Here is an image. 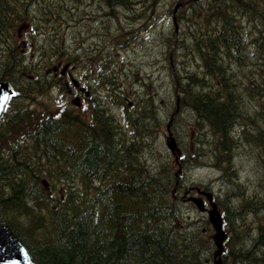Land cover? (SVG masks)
<instances>
[{
	"label": "trees",
	"instance_id": "trees-1",
	"mask_svg": "<svg viewBox=\"0 0 264 264\" xmlns=\"http://www.w3.org/2000/svg\"><path fill=\"white\" fill-rule=\"evenodd\" d=\"M62 1L0 0V80L12 88L0 126L16 132L0 134V224L8 226L34 264H213L210 226L183 202V177L175 176L174 163L162 162L149 173L131 156L132 139L125 136L134 131V141L145 136L153 141L162 112L172 130L174 118L185 112L193 122V159L213 155L218 173L225 174L215 195L227 232L224 262L264 264V0H93L102 30L81 26L98 36L105 35L106 19L116 21L113 34L108 30L109 48L116 51L133 41L151 12L170 19L155 35L163 44L159 65L167 71L169 102L142 77L125 87L115 76V52L96 46L99 52L75 63L81 67L74 76L85 79L90 91L87 109L32 118L33 93L64 77L39 88L37 80H47L52 66L78 57L65 46L69 32L54 25L66 14L52 13ZM26 25L34 33L19 38ZM248 26L255 28L248 32ZM186 54L175 66L173 61ZM131 89L138 106L128 108ZM244 92L249 99L242 106ZM258 93L259 101L254 100ZM109 107L120 108L123 120ZM240 146L260 164L254 178L241 180L232 171ZM36 151L43 165L35 160ZM66 167L72 176H66Z\"/></svg>",
	"mask_w": 264,
	"mask_h": 264
},
{
	"label": "rangeland",
	"instance_id": "rangeland-1",
	"mask_svg": "<svg viewBox=\"0 0 264 264\" xmlns=\"http://www.w3.org/2000/svg\"><path fill=\"white\" fill-rule=\"evenodd\" d=\"M93 4H94L93 0L92 1L65 0L56 4L54 6V10H52V13H58V12H64V14L66 13L65 15L59 17L57 19V22L54 23V25H59L61 32H64V29L69 32L68 35L69 39L66 41L65 46L68 52L74 54L72 57L76 58V56H78L75 62L79 61L81 63L82 59L84 60L86 59L84 58L85 55H93V53L99 52V50H101L102 47L104 48L106 46V48H109V46L111 45V41L109 39L111 35L109 34L110 33L113 34V29L119 27V24L116 21H110L109 19H106L105 26H107L108 28L104 29L105 35L99 34L98 36H96L94 34V31L88 30L86 27L84 29V27H82L81 25H84V23H86L87 26H91L90 29H95V31H97L96 29L102 30V24L100 21L101 15L98 14L97 11L99 10L98 9L99 5L97 3V7H93L94 6ZM83 9L85 10L84 12L82 11ZM76 19L79 21H77ZM65 21H67V23H65ZM169 23H170V19L169 20L165 19L162 12H158L157 14L151 12L149 19L140 22V25L145 28L140 27L134 33L135 35L133 41L132 39L129 40L127 39L125 43L126 45L125 47L120 48L118 51H116V48H109L107 53L111 55L115 52L113 57L114 62L112 63L116 65V67H118V72L115 73V76L118 79L119 77L122 76L119 80H121L122 83L126 84L125 85L126 87L129 84L128 80L124 81L126 75H128V77H132L140 73L143 75L150 73L148 76L151 82V89L152 90L158 89L162 91V97L164 98L167 97L166 104L169 102L168 95L166 92H164V86L167 82L166 80L167 71L165 70V68H163V63L161 68H156L155 64L156 63L161 64V60H163L164 58L163 44L161 48L158 44L160 42L158 36H160V34L162 33L164 26H167ZM243 28H245V26ZM253 28L248 26L247 31L252 32L254 30ZM108 30L110 33H108ZM33 33L34 31L32 29L31 32L24 31L23 33H21L20 37L21 36L29 37L30 36L29 34H33ZM92 34H94L95 36ZM147 34L148 35L151 34L152 37L148 36ZM156 34H158V36L155 38ZM96 46L99 47L98 51H96L97 50ZM186 56L187 54L180 57V59L173 61L174 65L180 66L185 60ZM101 62H99V64ZM73 71L78 72V67L73 69ZM70 92H71L70 88L66 86V87H61V89L56 88L54 90H51L50 92L45 91L42 93L41 96H35L28 104V107L29 108L32 107V109L34 110L32 118H40L42 117V113L50 112L52 114V111L58 109L64 103L70 104L72 99H74L73 93L76 91L74 90L72 93ZM133 92H135L133 91V89L132 91H128L127 95L129 98L133 94H135ZM61 94L65 96L63 100L61 99ZM254 97H255L254 100L259 101V99L263 96L258 93V95L256 94L254 95ZM248 99H249L248 95L244 92V99L242 106L246 104L245 102H247ZM109 112L112 115L119 114V110L116 107H110ZM161 116L162 118H164L163 120L165 121V116L163 117V112ZM186 116L183 113L180 114V116H178L174 120L175 130L173 131L172 134L175 137V146L173 148V153L178 157L185 155L187 158V156H189L191 160L194 161L195 159H193V156L195 154V149L192 147L193 132L189 128V126L192 125L193 122L188 116L187 117ZM19 129H21L20 126ZM1 130H3L2 133ZM21 130L25 131V127H22ZM164 130H165L164 126L162 125V127L156 131L155 138L153 139V141H149L146 139L145 140L146 143H144V148L141 149L140 152H137L136 154L133 153V155L131 153V156L133 158L135 156L137 157L139 156L140 158H142L145 165L152 167V169H150V173L153 171V169H157V165L158 168H160L162 162L174 160L173 158L174 156H172L173 154L167 152L166 149L168 139H165L164 142L162 141L163 144L154 141L157 140L158 136L162 138L164 134ZM0 134L3 135L4 137H9L11 134H12L11 136H16V132L14 130L9 129L6 124L0 126ZM125 136H130V133L125 134ZM248 151L251 150L244 148L243 146H240L239 149L234 151V154L239 153L240 156L238 154H235L231 160L232 170L234 171L236 178H240L241 180H247L250 177L254 178L256 174H258L256 169L260 165L259 162L258 163L257 161L251 162L248 157L242 155V154H247ZM199 152L201 151H198V153ZM38 156H35V160H39L41 164L45 163V161L41 162V158L40 156L39 158H37ZM244 157L246 159H244ZM212 165L213 164H211L207 170L204 171L200 170L197 173H195L193 175V180H189L187 182V185L192 187L200 186L203 184L206 185L211 182V179L218 178L220 174L218 173L217 169ZM174 166H175L174 168H177L175 164ZM190 166H192V162H188L184 167L180 166V169H177L178 176L182 177L184 175V171ZM184 188L186 187H183V189ZM212 188L214 190H220V187L216 185H213ZM210 235L211 233L208 234L207 237H210Z\"/></svg>",
	"mask_w": 264,
	"mask_h": 264
},
{
	"label": "water",
	"instance_id": "water-1",
	"mask_svg": "<svg viewBox=\"0 0 264 264\" xmlns=\"http://www.w3.org/2000/svg\"><path fill=\"white\" fill-rule=\"evenodd\" d=\"M9 92L7 83L0 81V115L7 101ZM168 147L172 149V145H168ZM206 195L210 200V196L208 194ZM188 200L193 202L198 209L203 210L204 207L199 198L190 197ZM207 215L208 221L214 231L211 236L215 245V250L213 252L214 264H225L221 259V253L226 234L222 229L221 215L216 210V205L214 203H211V208L207 210ZM0 264H34L22 244L15 238L10 229L3 224H0Z\"/></svg>",
	"mask_w": 264,
	"mask_h": 264
},
{
	"label": "bare ground",
	"instance_id": "bare-ground-1",
	"mask_svg": "<svg viewBox=\"0 0 264 264\" xmlns=\"http://www.w3.org/2000/svg\"><path fill=\"white\" fill-rule=\"evenodd\" d=\"M52 4H53V3H52ZM62 5H63V4H62ZM18 9H19V8H18ZM193 10H194V9H193ZM21 14H22V13H21ZM257 15H258V14H257ZM260 16H262V14H261ZM256 24H257V23H256ZM70 26H71V25H70ZM239 27H240V26H239ZM183 28H184V27H183ZM254 28H255V27H254ZM190 29H191V28H190ZM191 31H192V30H191ZM233 32H234V31H233ZM160 33H161V32H160ZM60 35H61V34H60ZM147 35H148V34H147ZM233 35H234V34H233ZM200 36H201V35H200ZM232 38H233V37H232ZM243 39H244V38H243ZM201 40H202V39H201ZM210 41H211V40H210ZM246 41H247V40H246ZM186 44H187V43H186ZM198 44H199V43H198ZM8 45H9V44H8ZM252 45H253V44H252ZM35 47H36V46H35ZM45 47H46V46H45ZM207 48H208V47H207ZM60 49H61V48H60ZM232 49H233V48H232ZM69 51H70V50H69ZM206 52H207V51H206ZM214 52H215V51H214ZM234 53H235V52H234ZM179 54H180V53H179ZM147 55H148V54H147ZM250 55H251V54H250ZM43 56H44V55H43ZM233 57H234V56H233ZM46 58H47V57H46ZM72 58H73V57H72ZM227 62H228V61H227ZM178 63H179V62H178ZM178 63H177V64H178ZM179 64H180V63H179ZM222 64H223V63H222ZM257 64H258V63H257ZM127 65H128V64H127ZM127 65H126V66H127ZM244 68H245V67H244ZM127 71H128V70H127ZM259 71H260V70H259ZM23 78H24V77H23ZM262 78H263V77H262ZM16 79H17V78H16ZM54 82H55V81H54ZM194 86H195V85H194ZM29 87H30V86H29ZM231 88H232V87H231ZM224 90H225V89H224ZM113 94H114V93H113ZM257 95H258V94H257ZM261 95H262V94H261ZM261 98H262V97H261ZM219 100H220V99H219ZM89 105H90V104H89ZM19 110H20V109H19ZM189 111H190V110H189ZM171 112H172V111H171ZM181 112H182V111H181ZM183 112H184V111H183ZM193 112H194V111H193ZM175 113H176V112H175ZM179 113H180V112H179ZM184 113H185V112H184ZM136 114H137V113H136ZM144 115H145V114H144ZM166 115H167V114H166ZM170 115H171V114H170ZM177 115H178V114H177ZM177 115H176V116H177ZM184 115L186 116V114H184ZM252 116H253V115H252ZM103 117H104V116H103ZM168 117H169V116H168ZM177 117H178V116H177ZM186 117H187V116H186ZM241 117H242V116H241ZM166 118H167V117H166ZM54 119H55V118H54ZM174 120H175V118H174ZM174 120H173V121H174ZM260 120H261V119H260ZM147 121H148V120H147ZM166 121H167V120H166ZM237 121H238V120H237ZM261 124H262V123H261ZM208 126H209V125H208ZM229 128H230V127H229ZM239 131H240V130H239ZM54 132H55V131H54ZM133 133H134V131L131 132L130 135L132 136ZM203 133H204V132H203ZM234 134H235V133H234ZM247 134H248V133H247ZM235 135H236V134H235ZM52 136H53V135H52ZM240 136H241V135H240ZM255 136H256V135H255ZM126 137L128 138L129 136H126ZM132 137H133V136H132ZM238 139H239V138H238ZM132 140H133V139H132ZM235 140H236V139H235ZM197 141H198V140H197ZM96 142H97V141H96ZM235 142H236V141H235ZM241 142H242V141L239 139L238 145H239ZM251 142H252V141H251ZM122 143H123V142H122ZM149 143H150V142H149ZM222 143H223V142H222ZM133 144H135V143H133ZM137 144H139V143H137ZM121 145H122V144H121ZM131 145H132V144H131ZM131 145H130V146H131ZM238 145H237V146H238ZM51 146H52V145H51ZM202 146H203V145H202ZM259 146H260V145H259ZM232 147H233V146H232ZM132 149H133V147H132ZM132 149H131V152L133 151ZM134 149H135V147H134ZM166 149H167V152L174 154V153H173V150H171L168 146H166ZM92 150H93V149H92ZM109 150H110V149H109ZM128 151H129V150H128ZM134 151H135V150H134ZM136 151H137V150H136ZM136 151H135V152H136ZM218 151H219V150H218ZM127 153H129V152H127ZM127 153H126V154H127ZM130 154H131V153H130ZM132 155H133V153H132ZM214 155H215V154H214ZM260 155H261V154H260ZM39 156H40V158L42 157V156H41V152H39ZM39 156H38L37 158H39ZM170 156H171V155H170ZM172 156H173V155H172ZM239 156H240V155H239ZM82 157H83V156H82ZM156 157H157V156H156ZM161 157H162V156H161ZM118 158H119V157H118ZM116 159H117V158H116ZM131 159H132V158H131ZM135 159H136V158H135ZM165 159H166V158H165ZM214 159H215V158H213V155H212V161H211V163H210V165L213 164L212 166H215ZM64 160H65V159H64ZM64 160H63V161H64ZM120 160H121V159H120ZM215 160H216V159H215ZM43 161H44V160H43ZM65 161H66V160H65ZM112 161H113V160H112ZM195 161H196V160H195ZM200 161L202 162V159H200ZM115 162H116V161H115ZM137 162H138V161H137ZM208 162H209V161H208ZM215 162H216V161H215ZM263 162H264V161H263ZM65 163H66V162H65ZM138 163H139V162H138ZM141 163H142V162H141ZM111 164H112V163H111ZM139 164H140V163H139ZM197 164H198V162H197ZM197 164H196V165H197ZM60 165H61V164H60ZM164 165H165V164H164ZM201 165H202V164H201ZM210 165H209V166H210ZM119 166H120V165H119ZM209 166H208V167H209ZM51 167H52V166H51ZM108 167H109V166H108ZM157 167H158V165H157ZM159 167H160V166H159ZM200 167H202V166L199 165L197 168H200ZM54 168H55V167H54ZM151 168H152V167H151ZM154 168H155V167H154ZM65 169H66V172H65L64 170H63V171L66 173V176H67V175H68V176H72V173H73V172L70 171L68 167H66ZM237 169H238V168H237ZM129 170H130V169H129ZM42 171H43V169H42ZM47 171H48V170H47ZM101 171H102V170H101ZM101 171H100V172H101ZM107 171H110V170L108 169ZM112 171H113V170H112ZM232 171H233V170H232ZM60 173H61V171H60ZM107 173H108V172H107ZM114 173H116V171H115ZM55 174H56V173H55ZM97 175H98V174H97ZM119 175H120V173H119ZM223 175H224V177H225V174H221V175L219 176V178H224ZM91 176H92V175H90V176L88 177V179L86 178V179L88 180V183H89L90 180L93 181ZM123 176H124V175H123ZM49 177H52V175L49 174ZM78 177H79V179H84V176L81 175V174H80ZM110 177H111V176H110ZM111 178H112V177H111ZM89 179H90V180H89ZM50 181H51V179H50ZM172 184H173V183H172ZM236 185H237V184H236ZM236 185H235V186H236ZM86 186H87V185H86ZM235 186H234V187H235ZM162 187H163V186H162ZM183 187H184V186H183ZM229 187H230V186H229ZM109 188H110V186H109ZM184 189H186V188H184ZM184 189H183V190H184ZM102 191H103V190H102ZM104 192H105V191H104ZM254 194H255V193H254ZM224 195H225V194H224ZM246 195H247V194H246ZM20 203H21V202H20ZM254 210H255V209H254ZM49 212H50V211H49ZM4 225H5V224H4ZM242 225H244V224H242ZM182 231H183V230H182ZM22 232H23V231H22ZM232 233H233V232H232ZM243 241H244V240H243ZM192 242H193V241H192ZM244 242H245V241H244ZM249 242H250V241H249ZM241 243H242V242H241ZM240 245H241V244H240ZM243 245H244V244H243ZM247 245H249V243H248ZM247 245H246V246H247ZM250 245H251V244H250ZM229 258H230V257H229Z\"/></svg>",
	"mask_w": 264,
	"mask_h": 264
},
{
	"label": "flooded vegetation",
	"instance_id": "flooded-vegetation-1",
	"mask_svg": "<svg viewBox=\"0 0 264 264\" xmlns=\"http://www.w3.org/2000/svg\"><path fill=\"white\" fill-rule=\"evenodd\" d=\"M135 105V103H132V104H130L129 106H130V108H132L133 106ZM196 121H197V119H196ZM198 122V121H197ZM134 134H135V132L132 134V136L130 135L127 139L128 140H131V139H133L132 141H130L129 142V145H131V144H133V143H135L136 145H138V147H135V144H133V151H132V153H137V152H140V150L141 149H143L144 148V143H146V136H145V138H143V139H139V140H137V141H134ZM147 134H149V132L147 133ZM137 143H139V144H137ZM134 147H135V149H134ZM136 152H135V151ZM172 154V153H171ZM39 155V151H36V154H35V156H38ZM173 158L175 159V158H177V155H174L173 154ZM135 158L137 159V161L141 164V165H143V166H145L146 168H147V170L149 171V173H150V169H152L150 166H148V165H145L144 164V162H143V160H142V158H140L139 156L137 157V156H135ZM145 161V160H144ZM209 161V162H208ZM211 161H212V158H210V159H205V158H202V162L200 161V159H197L196 161L194 160V161H192V165L194 166V167H198L199 165L200 166H209L210 165V163H211ZM142 162V163H141ZM197 162H198V164H197ZM197 164V165H196ZM202 164V165H201ZM160 168H162V165H161V167ZM197 189V188H196ZM202 192H204V191H197V193H202Z\"/></svg>",
	"mask_w": 264,
	"mask_h": 264
}]
</instances>
